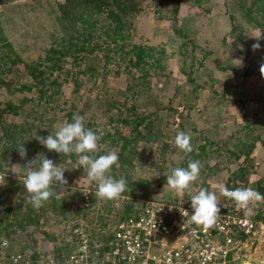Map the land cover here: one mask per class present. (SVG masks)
<instances>
[{"label":"rangeland","instance_id":"rangeland-1","mask_svg":"<svg viewBox=\"0 0 264 264\" xmlns=\"http://www.w3.org/2000/svg\"><path fill=\"white\" fill-rule=\"evenodd\" d=\"M63 1L21 0L0 8V34L22 60L5 73L6 80L12 84L0 86V111L7 101L19 105L15 113L4 112L6 123H22L21 132L31 128L27 138L20 141L25 142L24 147H30L25 158L16 150H12V154L8 151L11 148L9 137H2L0 130V235L9 239L12 252L30 254L33 262L39 264L55 253L61 255L74 250L72 231L75 227L87 226L93 236H96L95 228L108 226L110 229L114 219L121 217L125 210V201L131 197L124 193L114 200L97 197V189H92L96 184L89 186L87 170L77 167L75 153L62 160L61 154L56 155L54 150L49 151L37 141L36 136L54 134L65 123L73 122L68 121L67 113L71 110L83 116L85 126L87 122L86 127L101 137L97 156L109 151L119 154L118 165L124 166L125 176L130 175L128 189L135 188L136 179L150 182L145 189L139 188L147 198L137 196L134 197L136 201L147 202L151 196L153 200L191 203V197L202 188L201 176L204 175H207L204 176L205 185L210 186L207 190L215 192L221 208L226 205V196L220 189L228 185L251 187L264 195V78L260 75L255 80L248 78L252 83L245 84L248 93L232 88L235 95H240V100L231 94H222L219 88L234 71L243 73L251 64L249 57L253 54L261 56L258 65L264 60V27L240 6V1L248 4L250 0H208L197 7L183 3L175 12L166 0L153 4L143 0L142 8L134 17L131 38L135 42L163 47L166 55L162 69L152 71L151 83L146 85L149 90L143 87L142 91L136 86L139 91L130 94L129 84H133V80L126 78L125 73L104 75V62L100 54L95 53L88 58L91 66L96 68L94 76L81 74L75 90L68 78L69 82L62 84V89L48 103H40L35 99L34 89L18 90L30 80L22 64L37 62L44 55L57 32L55 18L58 4ZM174 13L178 26H174ZM173 28L196 37L200 47L210 51L201 65L198 66L199 58L194 59L191 75L194 82H189L180 72L183 65L178 52L181 42ZM260 34L261 48L253 51L252 45L257 42L255 36ZM247 49L251 53H244V58L241 50ZM238 59L243 60L242 67L237 66ZM54 75H60L62 79L69 77L67 71L54 72ZM117 103L118 110L115 109ZM125 117L130 121L128 124L120 121ZM142 118L145 119L138 126V134L134 125ZM149 122L154 126L146 127ZM179 131L191 135L194 160L207 162L202 166L199 179L184 193L172 190L165 181L171 169L180 165L186 155L175 144ZM161 141L168 142L166 150L159 148ZM123 144L126 146L119 153ZM247 151L246 159L242 160L244 177L240 179L231 172L241 165L235 157L243 156ZM43 155L66 169L64 176L68 184L62 189L57 188L60 192L53 197L63 198L66 202L68 209L63 214L50 208L41 210L44 206L36 210L27 202L22 183L29 170L25 166L36 158L34 167H39ZM117 167L114 165L110 173ZM80 190L82 196L84 191L93 194L87 208L80 206L83 201L76 196ZM249 207L251 211L238 208L250 215L259 212L261 218L255 220L256 231L246 242L240 261L264 264V201H252ZM25 209L29 211L25 213Z\"/></svg>","mask_w":264,"mask_h":264},{"label":"trees","instance_id":"trees-1","mask_svg":"<svg viewBox=\"0 0 264 264\" xmlns=\"http://www.w3.org/2000/svg\"><path fill=\"white\" fill-rule=\"evenodd\" d=\"M162 1L163 0H149L148 4L157 2L160 3ZM166 1L172 4L173 11L175 12L183 3L189 6L192 5L197 7L202 6V4L208 0ZM142 2L143 0H64L63 2H60L58 4V13L55 18L57 32L53 36L51 44L45 49V53L39 59V61L37 60V62L22 64L24 65L30 80L20 85L18 90L31 91L34 89L36 92L35 99L40 101V103L41 101L48 103L49 100L53 98L55 94H58L60 89H62V84L64 86L65 83L69 82L68 78H70L71 86H73V88L75 87V90L77 88L78 79L81 74L91 77L94 76L96 68L91 66L88 58L95 53H99L100 58L104 62V75L114 73L116 76H118L120 73H125L126 78L130 77V79L133 80V84H129L130 94L135 95V92L137 93L139 91H136V86L142 91L143 87L149 90L146 85H150L151 83L152 71H158L162 69L166 55L165 49L163 47L160 48L142 42H135L131 38L134 29V17L136 13L142 8ZM240 4L241 8L249 17L254 18L260 27H264V0H250L248 4L240 1ZM173 19H175L174 26H178V18L176 17L175 13L173 15ZM172 30L173 33L178 36L179 42H181V45L179 46L180 50L178 52L183 65L180 69V72L189 82H194V78L191 77L192 72H194V59L199 58V66L207 57H209L210 51L206 47H200V44H198L196 41V37L188 36L187 34L180 32L177 28H173ZM3 40L5 43L2 42ZM241 52L243 53V57L244 53L246 55L251 53L249 49L245 51L241 50ZM260 57L261 56L256 57V55L253 54L251 57H249L251 64L247 66L243 73L234 71L230 77H227L226 80L222 81L219 87L223 92L222 94H231L233 97L237 98V100H240V95H235L234 91L231 90L232 88L240 89L243 90L242 92L248 93L249 88L245 86L246 83H250L248 78L255 80L258 75L262 77L259 67L261 64H264V60L258 65L257 63L259 62ZM21 62L22 60L18 57V55L15 54V50L9 41H7L2 34H0V86L6 85L9 87L12 84V81H8V79L6 80L5 73L8 74V72L11 71V67L13 65ZM108 66H112V68L109 69ZM60 71H67L69 73V77L62 79L60 75H54V72ZM141 84L142 87H140ZM214 94L217 95L216 91ZM32 99H34V97H32ZM7 102L8 103L6 106L0 111V130L2 131L1 136H6L7 138L9 137L11 148L8 149V151L12 154V150H16L17 154H19L17 149L21 145H25V142L20 143V141L27 136V133H29L28 131L31 130V128L25 129L24 132H21L20 126L22 123H6L4 112H9L11 110L15 113L16 109L19 107V105L10 103V101ZM111 102L113 103L114 101ZM118 105V103L115 104L116 110L119 109V107H117ZM72 109H74V107ZM71 111L72 112L67 113V115H69L68 121H72L73 115L77 113H74L73 110ZM144 119L145 118H142L139 121L140 123H137L138 125H134V129L138 134V126ZM120 121L124 124H128L130 122L128 117H125L123 120L120 119ZM87 125L88 123L86 122V126ZM153 126L154 125H152L151 122L147 123L146 125V127ZM32 142L33 140L30 141L29 144L31 145ZM167 143L161 141L159 148H165L166 150L169 147ZM125 146L126 144H123L119 150V153L124 150ZM25 148L27 149V152H30V147ZM165 150H162V152ZM248 153L249 151L244 153L243 156L235 157L236 159L240 160L241 165L237 166V168H235L231 174L237 176L240 179L244 177V167L242 166V160L244 161L246 159ZM56 155H59V153L56 152ZM194 155L195 154L192 152H186V155L183 157V161L177 167L186 168L190 159H193L192 161H194ZM61 157L62 160H64L68 156L61 154ZM200 162L202 166L207 164L205 160ZM125 171L126 170L124 166L122 167L118 165V167L114 169V172H111L109 175L116 179L123 177L128 183L130 175L125 176L126 174H123ZM204 176L207 177V175ZM204 176H201L202 188L208 189L210 186L205 185ZM134 183L136 184L135 188L128 189L126 192H124L125 195L128 196L129 194L131 197L129 196L130 198L124 203L123 206L125 210H123L121 218L119 217L120 219L127 218L129 214L132 213L134 197L138 196L139 198H147L146 195H144V191H140L139 188H141V190H143V188L145 189L148 186L147 184L150 182L136 179ZM91 184L89 186H92ZM227 188L234 190V188H237V186L232 184L228 185ZM92 189H97V184L92 187ZM88 190H91V188L89 187ZM148 193L151 194L150 192ZM91 195L93 196L91 191H89L88 198L85 200L89 204L90 200L92 199ZM76 196L80 202H84V192L83 196L82 191L81 193H77ZM227 198L225 197V207L221 208L222 214L248 216L253 220L261 218L259 212H256L257 214L255 213L254 215H250L248 214V211L239 209L233 199ZM150 199H152L151 196ZM51 200L53 201L45 202L43 204L44 207H42L41 210L50 208L54 212L63 214L65 210L68 209L63 198H51ZM89 204H82L80 206L82 208H87ZM49 205H51V207ZM6 210L7 209H5V211ZM24 211L27 213L29 210L25 209ZM1 219L2 218H0V220ZM106 232L108 233L109 231L106 230ZM95 233L96 238L100 241H102V238L106 237V233L97 232L96 228ZM233 236H236L240 239H243L244 237L243 233L236 230L233 231ZM104 248L107 249L108 246L105 245ZM58 254L55 253L54 255L57 259H60V255Z\"/></svg>","mask_w":264,"mask_h":264},{"label":"built area","instance_id":"built-area-1","mask_svg":"<svg viewBox=\"0 0 264 264\" xmlns=\"http://www.w3.org/2000/svg\"><path fill=\"white\" fill-rule=\"evenodd\" d=\"M88 194L84 191L83 205H88ZM132 209L127 218L114 220L110 229H96L106 233L102 241L91 235L87 226L75 227V249L39 264H248L240 261V256L257 227L248 216L221 213L213 227L205 228L189 222L192 208L188 202L134 200ZM234 230L243 233V239L233 236ZM0 264L37 262L30 254L12 252L9 239L0 235Z\"/></svg>","mask_w":264,"mask_h":264},{"label":"clouds","instance_id":"clouds-1","mask_svg":"<svg viewBox=\"0 0 264 264\" xmlns=\"http://www.w3.org/2000/svg\"><path fill=\"white\" fill-rule=\"evenodd\" d=\"M255 38L257 42L252 45L253 51L261 48L259 43L261 34L255 36ZM238 61L237 66L242 67L243 60L238 59ZM259 71L261 76L264 77V64L260 65ZM36 139L49 151L54 150L65 156L75 153L78 157L77 167L87 170V182L97 184V197L114 200L128 190V183L125 178L116 179L109 175L112 167L119 164V154L115 151H109L104 155H96L101 137L85 126L83 116L74 114L73 122L65 123L54 134H49L46 137L36 136ZM191 139L189 133L179 131L175 137V144L179 149L191 153L193 151ZM17 150L22 158L27 156V149L24 144ZM35 164L36 158L28 161L25 168L29 170L22 183L26 189L27 202L35 209H39L50 198L57 196L60 192L57 191V188L62 189L68 184V181L64 176L66 169L44 155L39 160V167H34ZM201 169L202 164L199 160L189 161L186 168L176 167L171 169L170 174L166 177V183L172 190L184 193L186 190H190L193 182L198 180ZM220 191L224 196L233 199L238 207L248 211H251L250 202L264 201V195L251 187L235 188L234 190L222 187ZM190 201L192 214L189 222L202 225L205 228L213 227L221 214V207L215 192L201 188L197 194L191 197ZM162 208L159 210H162ZM187 214L188 211L184 210V215ZM7 243L5 240L4 245L7 246Z\"/></svg>","mask_w":264,"mask_h":264},{"label":"water","instance_id":"water-1","mask_svg":"<svg viewBox=\"0 0 264 264\" xmlns=\"http://www.w3.org/2000/svg\"><path fill=\"white\" fill-rule=\"evenodd\" d=\"M18 1H21V0H0V8L10 6Z\"/></svg>","mask_w":264,"mask_h":264}]
</instances>
